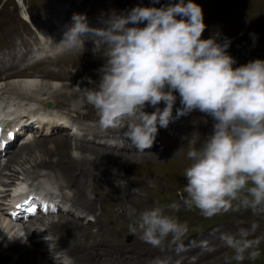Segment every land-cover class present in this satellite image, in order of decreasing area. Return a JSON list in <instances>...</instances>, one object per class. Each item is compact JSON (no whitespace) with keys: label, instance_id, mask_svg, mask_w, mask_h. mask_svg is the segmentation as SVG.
<instances>
[{"label":"clouds","instance_id":"9594fccd","mask_svg":"<svg viewBox=\"0 0 264 264\" xmlns=\"http://www.w3.org/2000/svg\"><path fill=\"white\" fill-rule=\"evenodd\" d=\"M104 23L91 27L86 15L74 14L59 43L64 52L83 49L85 39L104 48L99 79L89 80L92 87L84 89L99 129L126 127L128 147L144 152L153 146L159 128L175 118L194 111L207 115L213 121L211 133L186 153L190 163L184 169L183 207L196 208L205 218L240 208L264 216V60L233 67L228 38L218 42L215 33L202 38L206 25L194 0L137 5L127 14L111 13ZM177 93L180 107L174 118ZM146 105L153 111H145ZM179 207L167 205L169 210ZM127 215L129 232L142 241L160 247L170 237L177 253L187 250L188 225L167 215L164 206L138 215L129 207ZM14 236L26 239L23 233ZM247 236L242 230L239 239L222 238L233 250L225 264L260 257V240ZM200 246L207 248V242Z\"/></svg>","mask_w":264,"mask_h":264},{"label":"rangeland","instance_id":"374dc122","mask_svg":"<svg viewBox=\"0 0 264 264\" xmlns=\"http://www.w3.org/2000/svg\"><path fill=\"white\" fill-rule=\"evenodd\" d=\"M17 1L19 0H0V66L10 62L14 63L18 61L22 63L21 65H18V67L28 64L27 66L29 68H27L26 71H21L16 75H23L25 72H34L37 75L35 78L39 81H42L43 85L41 86L44 88V90H38V92L36 93L34 92V95H38L37 99L31 100H27L21 97H12L10 90H2L0 91V108L7 106V103L10 102L11 99L15 102H18L19 104L21 103L20 105L22 106H28V108H31V105L28 104H32V102L40 103L47 99L48 101L52 102L51 100L54 99L56 100L55 109H57L58 111L62 110L69 115L74 114V118L84 121L83 124L88 125L90 129L94 130V124L98 121V115L92 106L88 107L86 93H84L83 98L81 94H78L72 99H67L66 102H64V100L61 101V97L64 98V96L59 95H61L62 93L69 94L74 89H82L83 91H85L84 89L92 87V85L89 84V80L98 81V69L104 63V61H96L91 66H89L86 61L83 62V58H81L78 63L70 65H63L62 63H59V65H55L48 62H46L44 65H39L38 63H40L45 58L40 60V62L38 61V63L34 64L35 66H30L29 63L33 62L35 60V57H43L50 54L51 52H53L54 54L50 56L51 58H53V56L56 57V55L59 54V52L61 51V45L59 44V42L61 39H63L62 37L64 35V32L71 25L72 17L74 14H84L87 18L89 17V21H91L93 17L96 18L98 16L97 20H99V22L101 20H104L105 22L110 13L123 14L124 12V14H126L129 9L126 11L125 7H123L124 5H127V7L130 8H133L137 5L159 7L164 3L167 4L166 0H162L161 2L159 0V3H154V0H108L110 1L108 3L107 0H84V5L79 8H76V5H78L81 0H21V10ZM208 1L209 0H207L206 2L202 1L200 4L199 0H194V2L199 4L202 8L203 20L206 28L208 24V26L214 27L216 31L220 30L222 32V34L218 35V42H223L225 38H228L230 40V43H236L239 45V43H237V40L235 39L237 38L239 32H247L249 33V35H253V44L251 43L249 48L245 49V51L243 50L235 54L227 51L228 54L231 55L236 61L233 67H237L241 64H246L247 62L257 58L264 60V0H230L232 2H230L229 0H220L219 3H222L220 4L222 5L221 14L217 12V9H213L211 5L207 3ZM60 2L62 3L61 8ZM228 2L230 4H228ZM238 2L240 4H237ZM241 3L243 5H241ZM203 4H205L206 6ZM223 8L226 10L224 11ZM233 8L235 9V11ZM95 9H98V11H95ZM19 10L24 16H27V14L29 15V17L31 18L32 26L26 23L24 20H21L22 18ZM65 10H67L69 14L66 17H59L57 19L60 21V25L58 27L60 30H58L52 23L53 18L49 17L51 16V14H64ZM206 10L214 11V13L212 12L213 17L210 20L206 18ZM244 10H246L247 12H245ZM59 11L60 13H58ZM209 11L208 14H210ZM104 14L106 15L104 16ZM226 14L231 16L227 18ZM233 16H235V18ZM44 17L47 19H44L39 24V20ZM241 21L245 25H243ZM257 21L258 25L256 23ZM104 22L97 23L94 26L93 23H91L90 25L91 27H104ZM236 22L239 24H236ZM31 27H36L35 32H38L37 36L35 35L34 31L32 32ZM216 31L213 32L215 33ZM51 32H54V34H56L53 38L48 37V34H51ZM205 37L208 38L206 31H204L202 34V38L206 39ZM232 37L235 38L233 39ZM90 42L93 41L90 39ZM96 43L100 44L98 41ZM32 47H35V50H33ZM13 48L14 50H12ZM29 54L32 55L27 57L26 55ZM33 55H35L34 58H32ZM46 72L51 74H41ZM13 75L16 76L15 74ZM3 77L4 72H1L0 80H3ZM49 83H52V85L56 86L57 89L55 93L53 89L48 87L47 84ZM176 95L177 101L173 107L174 118L176 117V109L180 107L179 95L178 93ZM160 107H163V103H161ZM144 110L147 112H151L153 111V108L146 105ZM90 120H92L93 122H89ZM212 124L213 121L210 117L203 113H200L199 111H194L190 114L180 116L179 118H175L174 120L170 121L167 128H159L158 134L156 136V142H154L153 146L150 149H146L144 152L136 151V149L130 151H127L125 149H113L112 151V149H109L114 156H107L106 158H104L105 166L108 168L111 174H115V176H118V178L110 186L112 190H102V192L104 193L102 196V201L105 199L107 200L112 193L114 202H112L111 206L114 210L113 212L115 213L114 218L118 216V222L116 221V218L114 219L112 217L111 220L108 221V224L112 225L116 222L115 225L120 226L119 230L118 227H115L118 230V232H115L117 238H111V240L109 237H114L112 233H110L106 229H103L100 225H96L94 223V216H92L91 213H88L79 206L80 200H77V192H75L74 188L69 183L68 177L65 176L63 172L59 173V171L38 168L33 174L23 175L20 167L17 164L10 163L9 168L14 167L15 170L19 169V173L17 174L18 179L14 180V184L10 183L7 186L4 184L6 183V170H3L4 168L2 167L6 159L2 156L3 160H0V177L4 180H0V182L3 183V188H0L1 244H12L14 240L19 238V236L14 235L23 233V226L31 224L32 221H34V218L41 217L44 219L42 223H46L50 221V215H53V218L60 215H63L64 217L68 216L59 213H34L25 218V221L21 220L20 222H11L10 220H8L7 215L4 214V208L2 209L1 207V203H3L5 193L11 194V191L9 189H13V187H16L14 191H19L20 187L25 186V183L35 185L43 181L46 183L48 182L54 184L58 189H60V193L63 194L65 198L71 200L72 202L76 201L78 203H75V205L80 209V212L82 211V219L76 217L74 218V220L82 222L83 225L88 224L90 226V230H92V234L87 235L80 232L84 235L83 236L79 233L76 234V232H69L62 235V237L58 235L61 239L67 242L66 248L63 249H59V244L55 243V240L57 238L56 236L47 235L50 241L45 239L46 236L38 238L33 237L31 241L35 246H33L32 248L37 255V261L39 262L38 264H60L57 257L62 255L63 251H65L64 249L69 251V247L70 249H73V252H69V254L71 255L67 253L66 255L72 257V259L78 262H84V264H157L158 262L161 264H171L176 257L189 255L195 246L201 245L202 241L210 244L212 242L218 241L220 238L225 236H232L233 238L239 239L242 230L248 233L247 239L260 240L259 251L261 255L254 261L245 259L243 262H241V264H264V216L253 214L250 209L240 208L237 210H230L227 213L215 215L211 218H205L198 209L193 208L191 210H188L183 207L182 197L186 196V193L184 192V186L186 184L184 169L190 163V161H188L186 158L187 150L189 146L193 144L199 147V145L205 139V136L211 133ZM98 130L100 132L98 133V135H101L98 136V138L107 137L109 136V134V138L113 137L112 139L118 138L119 140H121V136L125 138V128H121L119 130L110 129L106 132H102L100 129ZM85 131L87 132V130ZM119 131L122 132V134H120ZM88 132L92 133V130H88ZM114 132H117L115 136H113ZM55 134H59V132H53L49 134V136L36 135L34 137L36 139H38L39 137L50 139V137ZM71 137H69L71 142L78 141L77 139H71ZM85 143L87 145H93L91 144L93 142ZM115 144H119L124 147L123 143H121L120 141L116 142ZM93 146L97 147V145ZM16 147L17 146H12L9 149V153L14 149L19 148ZM26 148H28V145L26 146ZM26 148L22 150H25L24 153H30L32 150L34 151V147L28 150H26ZM69 154L75 157H80L81 155L80 151L77 152L72 149L69 150ZM56 157L58 156L55 153L51 155L52 160H54V158ZM28 167L29 165H26V168ZM95 173L96 172H93L92 174L95 176L93 177L92 182L99 185L101 180L96 176L97 174L95 175ZM76 175L78 178L83 177L82 172H77ZM87 179L88 181L90 180V178ZM89 196L94 198V193H90ZM172 203L179 204V210H169L167 208V205ZM154 206H164L167 215L174 216L178 220V222L186 223L188 225L189 231L183 241L184 246L187 249L186 251L177 253L175 251V245L170 243V237L165 240L162 246L154 247L139 239V234H131L129 232L128 224L131 222V219L127 215V209L129 207L136 209L138 215L139 212L145 209L152 208ZM21 209H27V206H23L21 207ZM35 225V227L38 226L39 228H44V225ZM254 225L255 228H253ZM21 241L23 244L28 245V241L26 239L22 238ZM106 241H108L107 243L113 245L116 249L112 246L107 245ZM95 246L100 247V250L106 251L103 253L99 251L98 254L100 255H96L95 252H93V248ZM120 246L125 250L122 249L123 251H118V249H120ZM131 248H134V251L129 250ZM3 252L4 251L0 249V253ZM232 255L233 250L226 245V247L221 251H218L216 255L211 254L210 257L208 256L204 260H202L203 257L199 258L195 256L194 258L188 260L187 263L190 264L194 261H197L193 264H225V257L230 258ZM17 256V252H9L8 258L4 261L3 264L12 263ZM119 257L122 260H120ZM16 264L19 263L17 262ZM230 264H237V262L230 261Z\"/></svg>","mask_w":264,"mask_h":264},{"label":"bare ground","instance_id":"6f19581e","mask_svg":"<svg viewBox=\"0 0 264 264\" xmlns=\"http://www.w3.org/2000/svg\"><path fill=\"white\" fill-rule=\"evenodd\" d=\"M127 1H129V0H127ZM161 1L162 0H160V2ZM202 1L206 2L207 0L206 1L205 0H199L200 4H201ZM61 2H60V8L62 6ZM108 2H110V1L107 0V3ZM169 2H170V0H166V3H169ZM171 2H175V0H171ZM219 2H220V0L219 1H217V0H209L207 3L210 4L213 9H217L218 10L217 12L219 14H221L222 5H220V4H222V3H219ZM230 2H232V1H230ZM17 3L19 4L20 10H21L22 1L19 0V1H17ZM207 3H206V5H207ZM164 4H162V5H164ZM228 4H230V3L228 2ZM233 4H235V3H233ZM237 4H240V3L238 2ZM82 5H84V0H81V2L78 5H76V8H79ZM105 5H106V3H105ZM203 5H205V4H203ZM241 5H243V4L241 3ZM102 6H103V4H102ZM96 7H98V6H96ZM123 7H125L126 11L128 9L129 10L131 9L130 7H127V5H124ZM20 10H19L20 15L22 17H25L27 20L31 21V18L29 17V15L26 13L27 16H24L21 13ZM225 10L226 9H224V11ZM95 11H98V9L97 10L95 9ZM208 11L209 10H206V12H207L206 18L210 20L213 17L212 16V12L214 13V11L213 10L209 11L210 14H208ZM234 11H235V9H234ZM244 11L247 12L246 10H244ZM117 12H118V10H117ZM127 12H126V14H127ZM58 13H60V11ZM232 13H233V11H232ZM68 14H69V12H67V10H65L64 14L63 13L57 14V15L51 14V16L49 18H53V22L52 23L54 24V26L58 30H60L58 28L59 25H60V21L57 20V19L59 17L60 18L61 17H66ZM86 14H88V13H86ZM123 14H124V12H123ZM105 15L106 14H104V16ZM226 15H227V18L231 16V15H228V14H226ZM97 17L96 18L93 17V19L91 21H89V17H88L87 18L88 24L90 25L91 23H93V26H94L97 23L104 22V20H101L99 22V20H97ZM233 17L235 18V16H233ZM44 19H47V18H45V17L41 18V20H39V24ZM241 23H242V21H241ZM256 23L258 25V21ZM236 24H239V23L236 22ZM222 25H224V24H222ZM243 25H245V24H243ZM247 25H248V23H247ZM257 25H256V27H257ZM33 29L35 31L36 27H34ZM227 30H228V28H227ZM205 31H206L207 36L209 37L210 35H212L214 33L213 31H216V29L214 27H212V26H208V24H207V28L205 29ZM244 31H245V29H244ZM215 34L220 35V34H222V32L220 30H217L215 32ZM230 34H231V32H230ZM256 34H257V32H256ZM55 35L56 34H54V32H51V34H48V37L49 38L50 37L53 38ZM235 39L237 40V43H239V45L236 44V43H233V44L230 43V45H229V47L227 49V51L232 53V54H235L237 52H241L243 50L245 51V49L249 48L251 43L253 44V40H254L253 39V35H249V33H247V32H239V34L237 35V38H235ZM12 50H14V48ZM25 50H26V48H25ZM103 52H104V48H103V46L101 44H98V43L94 44L93 42H90V39H88V40H84L83 49L82 48H77V49H74V50H72L70 52H64V51L61 50L59 52V54H57V55L55 54L56 57L53 56V58L50 57V56L54 55L53 52H51L50 54H48L46 56H43V57H35V55H33L32 58L35 57V60L33 62L29 63V64H30V66H32V65L38 63V61L40 62V60L45 58L44 60H42L38 64L39 65H42V64L44 65L46 62H48V63L55 64V65L56 64L59 65V63H62L63 65H66V64L70 65V64L78 63L81 60V58H83V60H84L83 62L86 61V63L89 66H91L92 64H94V62H96V61L98 62V61L103 60V58H102ZM31 55L32 54H29V55H26V56L29 57ZM54 58H56L57 60L54 59ZM21 64L22 63H20L18 61V62H14V63L10 62V63H7L5 65H1L0 66V73L4 72L3 80H0V91H2V90H10L11 94H12V97H21V98H24V99H27V100L37 99L38 95L37 96L34 95V92L36 93V92H38V90L39 91L40 90H44V88L41 86V85H43V83H42V81H39L38 79L35 78L37 75L34 72H25L23 75L22 74L21 75H16L19 72L24 71V70L26 71V69L29 68L27 66L28 64H25L24 66L18 67V65H21ZM95 65H96V63H95ZM13 74H15L16 76H14ZM41 74H44V75H48L49 74L50 75L51 73H47L46 72V73H41ZM12 75H13V77H12ZM47 85H48L49 88L54 90V93L56 92V89H57L56 86L52 85V83L51 84L49 83ZM4 88H7V89H4ZM84 93H86V92L83 91L82 89H74L69 94L62 93L59 96H64V98L61 97V101L64 100V102H66L67 99H70V98L72 99L75 96H77L78 94H81V96L83 98ZM33 101H36V100H33ZM51 101L53 103L48 101V99L44 100L43 102H40V103L32 102V104H28V105H31L30 106L31 108H28V106H22V105H20L21 103L19 104L18 102H15L14 100L11 99V101L7 103L8 104L7 106H5L3 108L2 107L0 108V118L1 117L5 118V122L3 123L4 125L1 128V136H2L1 138L4 141L3 142L4 146H3L2 149L0 148V156H3L6 159L4 164L2 165V167L4 168L3 170H6V174L4 173L6 175L5 176L6 183H4V184L7 185V186L10 183L14 184V180L18 179V175L17 174L19 173V169L15 170L14 167L13 168H9V164L10 163L17 164L20 167V170L22 171L23 175L33 174V173H35V171L38 168L59 171V173L63 172L65 174V176L68 177L69 183L74 188L75 192H77L78 199L77 198L76 199L80 200L79 201V206L81 208H83L85 211H87L88 213H91L92 216H94V223L96 225L98 224L103 229H106L110 233H112V235L114 237H109L110 240H111V238H117L115 232H118L120 226L115 225L116 222L113 223L112 225L108 224V221L111 220L112 217L114 218V215H115V213L113 212L114 210L112 209V206H111L112 202H114V200L112 198V193L110 194V196H109V198L107 200L105 199V200L102 201V196L104 194L102 192V190H112L110 188V186L118 178V176H115V174L113 175V174L110 173L108 168L105 166V162H104V158H106L107 156L112 157L114 155H113L112 152H110L109 149L104 148L102 146V144H100V143L98 144L95 141L96 139H98V136H99L98 133H100L99 130H98L99 129L98 123L94 124V126H95L94 130L90 129V127L89 128L88 127L85 128V127L81 126V124H79L80 128L83 127L85 130H87V132H85L86 134L83 133V131L82 132H78V135H76V139L78 141L77 142H75V141L71 142V140L69 139V137H71V134H69V131L66 132L60 125H62V123L63 124L66 123L67 117L70 120H73L74 119V117H73L74 114L73 115H69L68 113L63 112L62 110L58 111L57 109H55L56 100L53 99ZM37 104H39V105H37ZM89 106H91V105L88 104V107ZM57 107H58V105H57ZM10 108L11 109H16L17 116L15 118H13L11 115L6 114V112ZM37 109H38V111H37ZM79 109H77V110H79ZM36 116H37V118L39 117L40 119L45 118L46 122L44 123L43 128H45V131L48 129L47 136H49V134H51L53 132H59V134L53 135L52 137H50V139H46L44 137H39L38 139H36L34 136H31L30 140L26 139V142H25L24 145H22L19 148L16 147L17 149H14V150H12V152L9 153V149L11 148V146L15 147V144L12 145V142L14 141V143H15L18 139L23 138L22 137L23 136L22 129H23V126L26 124V121H28L29 119H36L37 120ZM75 121H78V120H75ZM37 122L38 121H34L33 124H35ZM60 122H62V123H60ZM58 123L60 125H58ZM125 129L127 131L126 127H125ZM88 130L89 131L92 130V133H90L92 135L91 138H87V133L89 134ZM8 131H9V134H8ZM35 132H38V131H35ZM117 132H114L113 133L114 135L113 134H111V135L115 136V134ZM44 133L45 132H43V133L39 132L38 136H44ZM119 133L122 134V132H120V131H119ZM109 136H110V134H109ZM109 136L104 137V139L105 138L110 139ZM72 138L75 139L73 136L71 137V139ZM84 141L87 142V143L88 142H90V143L93 142L91 144L97 145V147H94L93 145L92 146L91 145H87ZM118 141H120V140L117 138L116 142H118ZM115 143L113 145L117 149L119 144H115ZM121 143H123V142H121ZM27 145H28V148H26ZM32 147H34V151L32 150L30 153H24L25 150L22 151L24 148H26V150H28V149H30ZM112 148H114V147H112ZM70 149L75 150L77 152L80 151V153H81L80 157L71 156L69 154V150ZM112 151H113V149H112ZM108 152H110V153H108ZM54 153L58 157H56V158H54V160H52L51 159V155L54 154ZM116 155H117V153H116ZM26 165H29V167L26 168ZM77 172H80V173L82 172L83 173V177L82 178H78L77 175H76ZM93 172H96L95 175L97 174L96 176L101 180L99 185H97L94 182H92L93 181V177H95L94 175H92ZM7 173H9V174H7ZM0 175H1V172H0ZM36 176H38V175H36ZM87 178H90V180L88 181ZM0 180L2 181L4 179H1V177H0ZM2 185H3V183L0 182V188H3ZM29 186H32V184L27 185L25 183V187H29ZM40 186H41V184H40ZM23 187H20V189H22ZM15 188L16 187H13V189H9L11 191V194L16 192V191H14ZM20 189H19V191H20ZM97 190H99V191H97ZM90 193L91 194L94 193V198L89 196ZM9 197H10V194L5 193V196L3 198V203H1L2 204L1 207H2V209L3 208H8L7 204H10V212H11L12 210H15V209L12 208V205L14 204V202ZM73 203L75 204L77 202L73 201ZM28 211H30V207L28 208ZM22 213H23V211L22 212L18 211L16 214H14V216L12 217V220L14 222L15 221H19L20 222L21 220L25 221V218H27V217H29L31 215L29 213L23 215ZM59 214H61V213H59ZM64 215H68V214H64ZM49 217H51L49 222L42 223V221H44V219L40 217V218H34V221H32L31 224H29L27 226H23V234L26 235V240L28 241V245L22 243V241H21L22 238L21 237H19L18 239L14 240L12 244L2 245L1 242H0V249L2 251H4L3 253H0V264L4 263V261L8 258V253L12 252V251L17 252L18 256L10 264H14V263L16 264L17 262L19 264L20 263L21 264H38L39 262L37 261V255H36L35 251L32 248L33 246H35L34 243L31 241V239H33V237L38 238V237H44V236H47V235L56 236L58 238L55 240V243L59 244V246H60L59 249H63V248H66L67 242L64 241L63 239H61L59 236L62 237V235H64L65 233H69V232H76V234L77 233L81 234L80 232H82V233H85L87 235L92 234V232H91L92 230H90V226L88 224L87 225H83L82 222H80L78 220H74V217L71 216V215H68L67 217H64L63 215H60V216H57L55 218H53L54 217L53 215H50ZM115 218H116V221H117L118 216L115 217ZM35 224L44 225V228H39L38 226L35 227L36 226ZM32 226H34V227H32ZM115 227H118V230ZM81 235H83V234H81ZM79 240H80V238H79ZM108 241H106V243ZM83 243H85V242H83ZM107 245L112 246L113 248H115L111 244L107 243ZM99 248L100 247H98V246H95L93 248V252H95L96 255H100V254H98L99 251H101L102 253L106 251V250H100ZM122 249L123 248L120 246V249H118V251L125 250V249H123V250ZM64 250L65 251H63L62 256H67L66 253L69 254V252H73L72 251L73 249H70V247H69V251L66 250V249H64ZM129 250L134 251V248H131ZM69 255H71V254H69ZM66 258L71 259L72 257L67 256ZM119 259L122 260L120 257H119ZM81 263L84 264V262H81Z\"/></svg>","mask_w":264,"mask_h":264}]
</instances>
